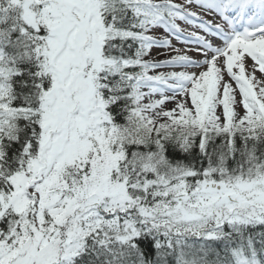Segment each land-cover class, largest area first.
<instances>
[{"label":"snow or ice","instance_id":"obj_1","mask_svg":"<svg viewBox=\"0 0 264 264\" xmlns=\"http://www.w3.org/2000/svg\"><path fill=\"white\" fill-rule=\"evenodd\" d=\"M0 264H264V0H0Z\"/></svg>","mask_w":264,"mask_h":264}]
</instances>
